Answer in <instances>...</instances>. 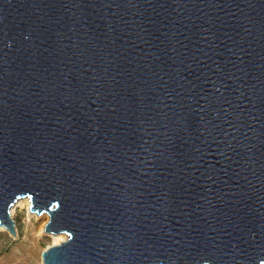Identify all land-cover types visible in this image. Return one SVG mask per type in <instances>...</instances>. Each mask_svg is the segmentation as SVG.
<instances>
[{
  "label": "water",
  "instance_id": "obj_1",
  "mask_svg": "<svg viewBox=\"0 0 264 264\" xmlns=\"http://www.w3.org/2000/svg\"><path fill=\"white\" fill-rule=\"evenodd\" d=\"M43 264H264V0H0V227Z\"/></svg>",
  "mask_w": 264,
  "mask_h": 264
},
{
  "label": "rangeland",
  "instance_id": "obj_2",
  "mask_svg": "<svg viewBox=\"0 0 264 264\" xmlns=\"http://www.w3.org/2000/svg\"><path fill=\"white\" fill-rule=\"evenodd\" d=\"M11 216L17 236L0 229V264H43L42 253L54 245L52 235L44 233L49 216H37L27 205L15 208Z\"/></svg>",
  "mask_w": 264,
  "mask_h": 264
},
{
  "label": "bare ground",
  "instance_id": "obj_3",
  "mask_svg": "<svg viewBox=\"0 0 264 264\" xmlns=\"http://www.w3.org/2000/svg\"><path fill=\"white\" fill-rule=\"evenodd\" d=\"M24 205H27V207L29 208L30 207V201L29 199H23V200H20L16 205L15 207H13V209L11 210V213L15 210V208H18V207H22ZM0 229H4L6 230L5 228L3 227H0ZM53 239H54V245H58V244H61L62 242L66 241L67 240V236L65 234H59V235H52Z\"/></svg>",
  "mask_w": 264,
  "mask_h": 264
}]
</instances>
